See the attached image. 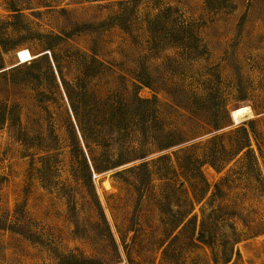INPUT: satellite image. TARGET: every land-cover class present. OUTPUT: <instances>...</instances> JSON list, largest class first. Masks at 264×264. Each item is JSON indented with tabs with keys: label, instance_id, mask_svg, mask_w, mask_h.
<instances>
[{
	"label": "rangeland",
	"instance_id": "obj_1",
	"mask_svg": "<svg viewBox=\"0 0 264 264\" xmlns=\"http://www.w3.org/2000/svg\"><path fill=\"white\" fill-rule=\"evenodd\" d=\"M211 1L0 0V264H60L69 253L119 264L96 194L126 264H264V0ZM164 5L178 9L166 24L193 21L196 57L187 41L149 29ZM22 48L33 58L21 61ZM136 83L140 96L157 98L160 126L179 143L160 149L106 121L111 155L137 146L149 169H128L135 161L94 174L95 193L72 171L81 153L71 127L87 157L90 150L66 88L79 104L86 89L101 119L104 101L130 98ZM242 106L236 122L232 111ZM243 123L253 169L243 150L233 154ZM212 148L220 169L203 164L200 178L190 157ZM215 182L224 191L213 194ZM217 207L207 218L211 243L183 223L173 230L185 212L200 220Z\"/></svg>",
	"mask_w": 264,
	"mask_h": 264
},
{
	"label": "trees",
	"instance_id": "obj_2",
	"mask_svg": "<svg viewBox=\"0 0 264 264\" xmlns=\"http://www.w3.org/2000/svg\"><path fill=\"white\" fill-rule=\"evenodd\" d=\"M207 3L212 6V1L207 0ZM178 9L174 8L170 5H164L159 6L157 8V12L148 18V26L149 29L152 31H155L157 29L158 31L162 32L163 35L170 36L173 40H180L187 41L188 44L186 45L189 53L192 56H197L200 54L198 52L199 45L197 44L198 37L196 34V31L194 29V23L193 21H178L174 17V20L172 24L169 25L166 24L165 21V14H171L176 12ZM193 42V43H192ZM183 43V42H182ZM192 43L193 47H188L189 44ZM141 79V78H140ZM140 83L149 85L144 80H139ZM135 84V90L132 94V96L128 99H123L121 96H110L108 97L104 102L107 105V110L109 112L108 116L106 113L102 116V118H97L95 113L98 111L97 108H100L98 106L97 102H94L91 98V94L87 92L86 89L83 90V92L80 93V99L81 103H75L74 96L71 94L70 90L66 88V94L69 99L70 107L72 109V112L75 116L77 127L80 132V136L83 140V143L86 148H89L90 155L87 157L81 147V144L79 142V138L77 136V133L74 129V126L70 128V137H71V144L72 148L77 149L80 151L79 159L80 161L77 162V165L73 166L72 171L75 173L76 176L81 178L83 183L90 188V190L96 193L95 189V183L93 179V175L97 173H103L112 169H116L119 166L126 165L131 162L140 161L132 166H130L128 169H137L141 170L145 168V172L148 171L149 162L146 160V157L148 154L146 152L140 153L138 150L139 148L137 146L126 148L124 144H120L118 149V154L113 157L110 153L111 148L109 144L106 145V143H109L106 138V133H104L103 129L101 128L106 121H113L117 127H119L122 131L129 133L130 135H133L134 138L142 139L144 137H150L152 139L158 140L160 142V149L169 148L173 145H176L179 143L177 140L172 139L170 140V135L172 132L165 131L164 128L160 126V122L158 118L155 115V105L157 102V98L154 96L153 98H147L142 97L139 95L138 89L141 86V84ZM84 85V84H82ZM87 116L89 127L90 129L86 128V120H82V115ZM5 115H3L4 117ZM96 117V118H95ZM107 117V118H106ZM4 119V118H3ZM94 120V122L92 121ZM159 125L157 126V124ZM91 125V126H90ZM249 125L246 123H243L239 127L236 128V131L240 130L243 132V135L241 138L238 139V141L235 143V148L233 150L234 153H240L242 150L245 152L246 159L250 160L248 162V165H246L247 169H253L255 166V163L252 159H250L254 151L251 147L250 142V129L248 127ZM159 127V128H158ZM95 135L96 139L91 138ZM98 136V137H97ZM130 139V138H129ZM169 139V140H168ZM103 140V141H98ZM164 140L167 141L164 143ZM217 141V137L213 136L211 138L212 142L211 144H215ZM100 148L98 149V147ZM253 153V154H252ZM209 155V154H208ZM203 157H190V163L193 164L194 170L198 173L197 175L202 178L203 172H202V165L209 163L210 165L214 167H218L215 160L219 157L217 156V151H215V148H212V151L209 156ZM162 158L166 157V154H163V156H160ZM250 157V158H249ZM217 169H220L218 167ZM259 171L260 168H258ZM261 172H257V175ZM214 193L224 191L221 188L220 182L214 183ZM95 202L100 208V213L104 217V225L107 228V231H109V238L111 241V244L115 250L114 257L115 261L119 264H126L127 261H122L121 256L118 253L117 244L115 241V238L112 234V231L110 229V225L108 221L105 218L104 211L101 206V202L99 200V197L97 194L95 195ZM192 208V205H191ZM219 209L214 208L207 212V214L203 215L200 220H198L197 214H192V210L189 212H185V214H182L179 217V221L174 225L173 230L175 231L179 226L183 223L184 226L189 230V232L194 235L196 240L204 243H211L212 242V236H211V230L209 222L207 221V218L215 219L218 217ZM199 221V222H198ZM174 237H177V234H175ZM229 263V262H228ZM227 263V264H228ZM60 264H108L105 259L102 258H93L91 256H86L84 254H74L69 253L65 254L60 259Z\"/></svg>",
	"mask_w": 264,
	"mask_h": 264
},
{
	"label": "bare ground",
	"instance_id": "obj_3",
	"mask_svg": "<svg viewBox=\"0 0 264 264\" xmlns=\"http://www.w3.org/2000/svg\"><path fill=\"white\" fill-rule=\"evenodd\" d=\"M18 56H19V58H20L21 61H27V60L33 58L32 57V54H31V52H30V50L28 48H22V49H20L18 51ZM247 111H248V107L247 106L238 107V108H236V109H234L232 111V116H233L234 120L236 122H238V121H240L241 117L245 113H247Z\"/></svg>",
	"mask_w": 264,
	"mask_h": 264
}]
</instances>
